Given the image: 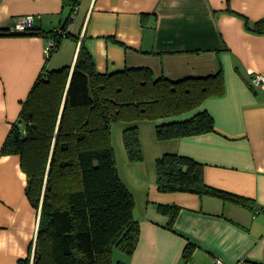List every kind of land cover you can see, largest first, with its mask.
<instances>
[{"label":"crops","instance_id":"crops-1","mask_svg":"<svg viewBox=\"0 0 264 264\" xmlns=\"http://www.w3.org/2000/svg\"><path fill=\"white\" fill-rule=\"evenodd\" d=\"M32 15L45 35L0 34V264H17L32 246L33 256L39 222L26 196L21 156L1 154V148L43 67H73L82 41L99 72L148 67L157 77L178 80L223 70L224 94L182 115L207 110L214 131L159 140L155 128L166 120L139 121L143 159L131 162L123 131L132 123L111 128L119 176L133 195L140 226L133 254L121 252L117 260L264 264V82H250L252 74L264 75V33L250 28L264 17V0H0V29ZM67 19L80 39L62 38L48 57L50 31ZM166 153L203 163L207 184L253 199L254 209L210 195L161 192L156 160ZM160 205L179 208L172 228ZM189 243L194 249L187 260Z\"/></svg>","mask_w":264,"mask_h":264},{"label":"trees","instance_id":"trees-1","mask_svg":"<svg viewBox=\"0 0 264 264\" xmlns=\"http://www.w3.org/2000/svg\"><path fill=\"white\" fill-rule=\"evenodd\" d=\"M69 24L67 19L50 31L56 47L64 37L80 39ZM250 28L264 33V17ZM45 33L41 27L0 29L2 35ZM224 92L222 69L178 80L157 77L148 67L99 72L83 41L73 67L44 66L1 148V154L21 156L26 196L39 212L33 256L32 246L17 264H126L114 261V251L132 255L140 226L133 195L119 176L111 128L132 123L123 131V142L128 159L138 162L143 152L137 122L166 120L155 128L159 140L212 132L214 118L207 110L182 115ZM203 167L189 156L166 153L156 160L158 189L210 195L254 209L253 199L207 184ZM158 208L169 214L172 228L179 208ZM193 249V243L185 248L187 260Z\"/></svg>","mask_w":264,"mask_h":264},{"label":"built area","instance_id":"built-area-1","mask_svg":"<svg viewBox=\"0 0 264 264\" xmlns=\"http://www.w3.org/2000/svg\"><path fill=\"white\" fill-rule=\"evenodd\" d=\"M40 25L38 24L37 16H24V17H17L15 23L11 26L13 31H27L39 28ZM56 47V42L54 39L48 41L46 46V54L49 55L52 50ZM250 82L254 86H258L264 82V75L263 74H252L250 76ZM213 264H225L220 259H215Z\"/></svg>","mask_w":264,"mask_h":264},{"label":"rangeland","instance_id":"rangeland-1","mask_svg":"<svg viewBox=\"0 0 264 264\" xmlns=\"http://www.w3.org/2000/svg\"><path fill=\"white\" fill-rule=\"evenodd\" d=\"M79 21H80V18H77L76 23H75L76 26H75V28H74V31L72 30V31H73L74 33H76V34L78 33V31H79V27H80V23H79ZM61 24H62V23H61ZM72 31H71V32H72ZM54 50H55V49H54ZM52 51H53V50H52ZM52 51L50 52V54L48 55V57L51 55ZM51 65H52V63L49 65L50 69H52L51 67H53V66H51ZM49 67H48V68H49ZM54 68H57V67H54ZM114 126H115V125H114ZM119 253H121V252L118 251V250H115V251H114V254H113V259H114V261H116L117 259H119V255H118Z\"/></svg>","mask_w":264,"mask_h":264}]
</instances>
